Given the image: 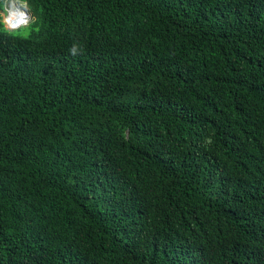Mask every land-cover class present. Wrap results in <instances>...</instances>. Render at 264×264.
Returning <instances> with one entry per match:
<instances>
[{"label":"trees","instance_id":"obj_1","mask_svg":"<svg viewBox=\"0 0 264 264\" xmlns=\"http://www.w3.org/2000/svg\"><path fill=\"white\" fill-rule=\"evenodd\" d=\"M16 1L0 264H264V0Z\"/></svg>","mask_w":264,"mask_h":264},{"label":"built area","instance_id":"obj_2","mask_svg":"<svg viewBox=\"0 0 264 264\" xmlns=\"http://www.w3.org/2000/svg\"><path fill=\"white\" fill-rule=\"evenodd\" d=\"M4 1L6 3L4 20L5 27H7L9 30H16L26 27L31 20V15L26 9L27 5L20 4L16 0ZM9 21H12L14 26H12Z\"/></svg>","mask_w":264,"mask_h":264},{"label":"clouds","instance_id":"obj_3","mask_svg":"<svg viewBox=\"0 0 264 264\" xmlns=\"http://www.w3.org/2000/svg\"><path fill=\"white\" fill-rule=\"evenodd\" d=\"M28 10V9H27ZM29 14H30V12H29ZM4 15V14H3ZM31 15V14H30ZM31 21H32V19H31ZM70 53L73 55V56H75V55H77V53H78V47H77V45H73L72 46V48L70 49Z\"/></svg>","mask_w":264,"mask_h":264},{"label":"rangeland","instance_id":"obj_4","mask_svg":"<svg viewBox=\"0 0 264 264\" xmlns=\"http://www.w3.org/2000/svg\"><path fill=\"white\" fill-rule=\"evenodd\" d=\"M26 9H27V8H26ZM2 17H3V19L5 20V14H4ZM31 19H32V18H31ZM30 22H31V20H30ZM30 22H29V24H30ZM29 24H28V25H29ZM28 25H27V26H28ZM27 26H26V27H27ZM20 32H21V35L26 36V32H25L24 30H22V31H20Z\"/></svg>","mask_w":264,"mask_h":264},{"label":"bare ground","instance_id":"obj_5","mask_svg":"<svg viewBox=\"0 0 264 264\" xmlns=\"http://www.w3.org/2000/svg\"><path fill=\"white\" fill-rule=\"evenodd\" d=\"M10 22V24L12 25V26H14V24L12 23V21H9Z\"/></svg>","mask_w":264,"mask_h":264}]
</instances>
